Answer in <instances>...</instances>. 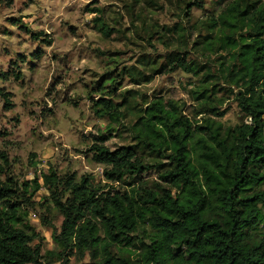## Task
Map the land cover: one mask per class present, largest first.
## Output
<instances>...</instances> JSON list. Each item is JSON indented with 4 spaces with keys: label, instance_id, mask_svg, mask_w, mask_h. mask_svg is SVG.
Masks as SVG:
<instances>
[{
    "label": "trees",
    "instance_id": "obj_1",
    "mask_svg": "<svg viewBox=\"0 0 264 264\" xmlns=\"http://www.w3.org/2000/svg\"><path fill=\"white\" fill-rule=\"evenodd\" d=\"M99 25L104 28L102 21ZM200 28L206 35H197L192 48L204 61H191L187 68L180 47L164 57L159 71L173 63L201 73L202 85L192 93L199 114L222 116L212 96L223 90L234 96L249 123L226 129L207 116L197 125L175 102L155 98L131 126L133 147L112 151L99 137L90 148L91 160L105 167L104 177L112 182L147 169L138 152L166 160L155 166L165 167L161 178L167 188L98 193L87 177L76 181L72 174L59 182L52 173L44 176L52 194L61 185L65 197L54 199L63 216L54 240L69 254H87L83 264H264V0H226ZM171 34L186 46L184 27L174 26ZM141 64L156 65L154 60ZM127 72L136 83L149 80L142 71ZM92 108L112 122L123 116L111 100H97ZM0 159L6 162L3 153ZM32 184L35 191L40 188L37 178ZM23 185L20 196L12 185L0 183V264H44L41 245H33L39 236L24 221L30 199L24 200L29 184ZM56 258L68 264L60 254Z\"/></svg>",
    "mask_w": 264,
    "mask_h": 264
},
{
    "label": "rangeland",
    "instance_id": "obj_2",
    "mask_svg": "<svg viewBox=\"0 0 264 264\" xmlns=\"http://www.w3.org/2000/svg\"><path fill=\"white\" fill-rule=\"evenodd\" d=\"M225 1L0 0V153L6 156V162L0 159V183L12 185L20 196L23 184H29L23 196L30 202L22 217L39 236L33 245H41L44 264H61L56 262L59 254L68 264L89 262L87 254H69L71 250H62L54 240L63 222L54 199L65 197L61 185L52 194L53 185L45 183L44 176L52 173L59 182L72 174L76 181L87 177L98 193L168 187L161 178L165 167L155 166L166 160L138 152L147 169L112 182L104 177L105 167L91 160L90 148L99 137H105L112 151L133 147L131 126L140 109L155 98L175 102L184 117L203 125L209 115L199 114L192 95L202 85V74L186 69L191 61H204L192 42L206 35L200 23L216 15ZM174 26L185 28V47L173 38ZM180 47L186 51L182 64L187 68L169 63L159 71L164 57ZM148 60L155 61L157 74L141 64ZM130 68L149 80L134 82ZM100 99L119 104L124 118L117 123L95 115L92 105ZM212 99H217L222 116L209 117L224 128L249 123L233 95L221 90ZM35 178L41 188L37 191Z\"/></svg>",
    "mask_w": 264,
    "mask_h": 264
}]
</instances>
